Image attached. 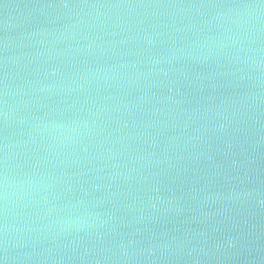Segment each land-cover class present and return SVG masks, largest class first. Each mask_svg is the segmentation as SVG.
<instances>
[{"label":"water","instance_id":"1","mask_svg":"<svg viewBox=\"0 0 264 264\" xmlns=\"http://www.w3.org/2000/svg\"><path fill=\"white\" fill-rule=\"evenodd\" d=\"M0 264H264V0H0Z\"/></svg>","mask_w":264,"mask_h":264}]
</instances>
